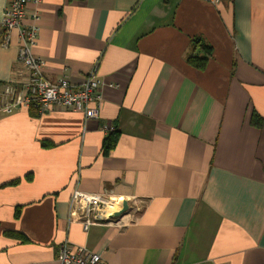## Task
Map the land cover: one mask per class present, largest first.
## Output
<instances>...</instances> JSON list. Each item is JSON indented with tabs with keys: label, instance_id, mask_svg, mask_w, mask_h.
<instances>
[{
	"label": "crops",
	"instance_id": "crops-1",
	"mask_svg": "<svg viewBox=\"0 0 264 264\" xmlns=\"http://www.w3.org/2000/svg\"><path fill=\"white\" fill-rule=\"evenodd\" d=\"M8 1L0 92L20 71L19 30L3 44ZM39 10L46 77L81 84L98 63L104 102L87 121L61 108L0 111V264H59L66 239L107 264H264V123H252L264 118V0ZM195 37L213 48L204 69L187 61ZM105 126L117 134L107 151ZM76 188L134 198L133 210L85 228L70 218Z\"/></svg>",
	"mask_w": 264,
	"mask_h": 264
},
{
	"label": "built area",
	"instance_id": "built-area-1",
	"mask_svg": "<svg viewBox=\"0 0 264 264\" xmlns=\"http://www.w3.org/2000/svg\"><path fill=\"white\" fill-rule=\"evenodd\" d=\"M218 5L222 0H207ZM42 0H9L1 19L4 30V45L11 40L14 29L19 30V53L17 63L20 71L0 92V111L12 113L20 107H34L40 114L64 109L84 114L85 120L98 118L104 102L103 81L98 73V63L87 74L81 84L73 83L62 76L56 81L49 80L44 72L45 61L34 49L39 38V5ZM30 5L32 7L30 8ZM29 23H25V19ZM113 131V127H104ZM134 198L116 196L111 193H90L76 188L69 201L71 220H80L85 228L91 224L107 221L114 223L133 210ZM129 204V210L120 217L115 213ZM120 221L116 223L119 224ZM59 264H107L100 252L76 245L66 239L58 253Z\"/></svg>",
	"mask_w": 264,
	"mask_h": 264
},
{
	"label": "trees",
	"instance_id": "trees-1",
	"mask_svg": "<svg viewBox=\"0 0 264 264\" xmlns=\"http://www.w3.org/2000/svg\"><path fill=\"white\" fill-rule=\"evenodd\" d=\"M192 53L188 56L187 61L198 69H204L212 57L213 48L210 44L206 43L201 37H195L192 39ZM252 123L254 125L261 126L264 123V118H262L259 114L254 112L252 117ZM117 142V134L115 133V129L111 132V134L106 139L105 150L111 149L115 146ZM49 145V144H45ZM19 179L13 180L9 184H17ZM16 216L19 215V208L16 209Z\"/></svg>",
	"mask_w": 264,
	"mask_h": 264
},
{
	"label": "water",
	"instance_id": "water-1",
	"mask_svg": "<svg viewBox=\"0 0 264 264\" xmlns=\"http://www.w3.org/2000/svg\"><path fill=\"white\" fill-rule=\"evenodd\" d=\"M128 210H129V204L126 203L124 209L120 212L115 213L114 217H120L122 214H124Z\"/></svg>",
	"mask_w": 264,
	"mask_h": 264
}]
</instances>
